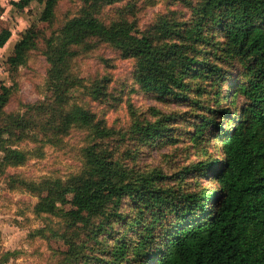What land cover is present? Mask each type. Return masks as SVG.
Here are the masks:
<instances>
[{
  "label": "trees",
  "instance_id": "trees-1",
  "mask_svg": "<svg viewBox=\"0 0 264 264\" xmlns=\"http://www.w3.org/2000/svg\"><path fill=\"white\" fill-rule=\"evenodd\" d=\"M30 1L11 5L21 11ZM62 1L46 0L45 23L52 24ZM131 1L81 0L86 17L77 14L49 34L31 28L24 34L9 57V67H25L28 54L38 51L48 65L46 99L10 113L6 108L11 90L0 87V176L40 152L21 150L19 144L59 146L72 130H84L88 143L82 149L80 172L64 180L34 182L10 176L9 181L10 189L37 198L35 215L64 222L68 264L90 263L82 260L86 242L78 244L79 223L87 232L82 239L95 243L97 254L111 264H264V0H184L188 17L170 11L143 31L121 11L108 24L99 19L104 8L124 2L128 13ZM8 39V34L0 36V49ZM99 44L133 61L135 84L157 99L183 103L190 99L194 82L209 85L214 108L206 107L192 135L202 155L190 168H181L176 187L164 189L168 178L159 172L126 169L104 143L114 130L91 111L70 103L68 93L76 88L93 100L105 95L106 79L89 87L71 70L79 51H92ZM223 88L229 89L226 96ZM169 119L135 123L133 134L143 143L154 142L168 133ZM209 131L217 133L215 157L200 146ZM199 171L212 176L213 189L194 178L187 181ZM125 200L129 216L118 210ZM65 204L74 207L65 211ZM114 220L123 225L112 244L105 243ZM129 232L133 238L127 237Z\"/></svg>",
  "mask_w": 264,
  "mask_h": 264
},
{
  "label": "rangeland",
  "instance_id": "rangeland-1",
  "mask_svg": "<svg viewBox=\"0 0 264 264\" xmlns=\"http://www.w3.org/2000/svg\"><path fill=\"white\" fill-rule=\"evenodd\" d=\"M24 1L0 0V36L9 35L5 47L0 49V87L6 86L11 90L9 105L6 108L10 113L21 111L22 105L35 104L46 99L48 65L38 51H31L28 54L25 67L17 69L9 67V57L24 34L30 28L49 34L77 14L87 16L85 2L63 0L56 9L54 21L47 24L44 22L46 0H31L21 11H17L11 5L13 2ZM126 4L127 2H124L104 8L98 16L99 19L108 24L117 20L121 11L130 21L134 20L138 29L143 31L153 24L158 16L170 11L176 10L185 17L190 15L184 0H132L130 2L132 9L128 13L125 9ZM133 67V61L120 59L118 53L105 44H99L89 52L79 51V55L72 61L73 75L89 87L94 82L106 79V82H103L105 95L99 100H93L84 93V90L76 88L68 93L70 103L91 111L97 119L105 122L107 128L114 130V136L104 143L126 169L144 174L159 172L168 178L162 183L164 189L174 188L181 168L185 166L190 168L192 163L200 160L202 152L199 147L193 146L192 135L194 129L200 125V118L207 113L206 107L214 108V95L209 85L196 81L192 84L190 99L183 103L157 99L141 91L135 84L132 77ZM198 88L204 91H197ZM222 90L225 96L229 92V89ZM238 108L232 109L233 116L236 115ZM165 118H170V121L165 124L168 133L164 137L154 142L143 143L133 134L135 123L144 124L146 121L154 123ZM226 121L225 118L222 119L220 128L224 129ZM216 134L207 132L206 140L200 145L214 157L218 152L213 151L219 150V142L215 141ZM39 140H42L41 136ZM87 143V132L74 129L59 146L47 144L36 146L32 142L18 145V148L24 151L39 148L40 152L32 155L24 166L7 168L5 174L0 176L1 261L8 258L6 264H68L66 261L68 246L61 231L65 228L64 222L53 216L35 215L33 209L37 198L23 190L10 189L9 181L10 176L34 182L44 178L64 180L80 172L83 165L82 149ZM3 156L4 154L0 152V160ZM199 174L204 173L199 171L195 177L188 176L187 181L194 178L201 186L213 189L215 183L212 176L206 177L204 174L196 177ZM128 203L125 200L118 208L123 216L130 215ZM73 207L65 204L61 208L68 211ZM112 222L113 229L108 237L106 235L105 243L112 244L111 238L123 225L119 221ZM116 224H119V227ZM78 226L81 229L78 232L80 235L78 244L86 242L81 252V256H85L82 260H90L89 264H96L94 260H101V264H111L109 258L97 254L98 248L95 243H88L86 239H82V235L87 232H84L81 223ZM127 237L133 238L134 235L129 232ZM101 238L102 236L98 240ZM6 253L9 254L8 257H4Z\"/></svg>",
  "mask_w": 264,
  "mask_h": 264
}]
</instances>
